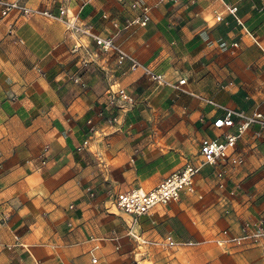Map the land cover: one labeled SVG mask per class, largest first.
Masks as SVG:
<instances>
[{
  "label": "crops",
  "instance_id": "1",
  "mask_svg": "<svg viewBox=\"0 0 264 264\" xmlns=\"http://www.w3.org/2000/svg\"><path fill=\"white\" fill-rule=\"evenodd\" d=\"M21 1L54 15L62 7L75 14L79 5ZM223 4L237 8L242 25ZM142 8L146 25L119 32L115 43L170 84L184 78L187 94L118 67L115 54L86 38V53L72 54L59 21L0 16V264H91V255L103 264H247L246 248L137 250L128 232L179 242L237 233L244 221L264 227V131L256 136V127L237 142L243 165L225 167L222 177L219 168L203 166L194 194L154 206L133 226L113 198L151 190L184 164L199 163L200 141L220 135L211 123L221 111L195 96L264 113V0H91L79 24L111 37ZM111 85L134 101L112 126L105 122ZM89 119L97 131L78 152Z\"/></svg>",
  "mask_w": 264,
  "mask_h": 264
},
{
  "label": "built area",
  "instance_id": "2",
  "mask_svg": "<svg viewBox=\"0 0 264 264\" xmlns=\"http://www.w3.org/2000/svg\"><path fill=\"white\" fill-rule=\"evenodd\" d=\"M91 0H79L78 12L73 14L67 8L59 9L57 15H54L46 10L30 8L22 3L21 0H0V16H6L9 12H17L23 17H44L47 19L59 21L64 27V32L68 34V39L71 41L72 54H79L84 49L81 39L86 38L94 44V46L106 53L111 52L116 55V65L122 67L127 66L130 72L140 71L143 76L158 85H168L181 94H187L183 86L185 79H180L176 84H170L166 79L158 75L145 66L137 59L125 53L116 43L115 38L119 32L128 30L133 26L143 27L148 21V9L142 8L140 13L134 18L125 21L124 25L111 37L103 38L94 34L89 25H83L79 21V14L83 8ZM178 1V0H174ZM221 1V0H218ZM137 4H132L131 8H137ZM223 10L233 17L236 25H242L241 21L236 16L237 8L223 4ZM216 21H221V13H215ZM106 17L103 16V19ZM116 26V24H114ZM247 33V31H246ZM236 48L237 45L233 44ZM84 51V50H83ZM86 53V51H84ZM83 67L87 63L81 60ZM75 84L84 87L80 82L79 76L72 78ZM224 88V86H220ZM107 114L105 122L108 125H116L120 118L130 107L134 105V101L126 92L125 89L111 85L106 91ZM201 102L211 106L214 110L221 111V114L213 119L211 126L214 130L219 131L220 135L215 138H204L200 141L198 147L199 163L194 165L186 163L184 166L163 182L158 184L151 190L145 191L141 188H135L127 192L116 193L113 198L114 207L121 213L128 215L131 218L132 226L135 225L141 216L150 212L157 205H166L177 202L182 194H194V178L199 173L203 166H211L219 168L217 177H222L225 167L236 168L244 164V158L237 152L236 146L238 140L251 128H258L260 132L264 131V113L258 109L254 110H236L219 105L212 99L195 96ZM87 134L83 142L76 148V151H82L88 147L89 141L96 133L97 129L94 122L89 119L86 121ZM261 167L264 170V160ZM218 188H223V184L219 183ZM89 192V190H88ZM234 192H231L233 195ZM128 235L133 239L137 250H145L147 248L168 252L176 248H192L213 243L218 248H261L264 252V227L261 220L253 222H244L237 233H232L229 229L219 231L212 239L206 241H176L171 236H165L160 239L150 240L136 237L131 233ZM3 246L0 244V248ZM143 248V249H141ZM97 249V247H95ZM94 249V250H95ZM118 250V246H115ZM91 264H103L95 256L90 257ZM33 264H36L34 262Z\"/></svg>",
  "mask_w": 264,
  "mask_h": 264
},
{
  "label": "rangeland",
  "instance_id": "3",
  "mask_svg": "<svg viewBox=\"0 0 264 264\" xmlns=\"http://www.w3.org/2000/svg\"><path fill=\"white\" fill-rule=\"evenodd\" d=\"M244 222L241 223L243 224ZM243 252L251 253L247 257V264H264V252L262 250L255 247V248H246V250H244ZM210 253L212 252H208V256H210Z\"/></svg>",
  "mask_w": 264,
  "mask_h": 264
}]
</instances>
